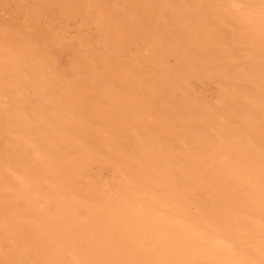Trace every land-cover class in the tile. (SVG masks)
<instances>
[{"label": "rangeland", "instance_id": "obj_1", "mask_svg": "<svg viewBox=\"0 0 264 264\" xmlns=\"http://www.w3.org/2000/svg\"><path fill=\"white\" fill-rule=\"evenodd\" d=\"M0 45V264H253L264 0H0Z\"/></svg>", "mask_w": 264, "mask_h": 264}, {"label": "bare ground", "instance_id": "obj_2", "mask_svg": "<svg viewBox=\"0 0 264 264\" xmlns=\"http://www.w3.org/2000/svg\"><path fill=\"white\" fill-rule=\"evenodd\" d=\"M262 8V7H261ZM2 47H1V45H0V83H1V85H3V86H6V85H9L10 84V82L8 81V79L10 78V75L12 74V73H14L15 74V77H17V75H18V70L14 67L13 69H10V63L12 64L13 63V58H12V56H13V53L10 51V53L9 52H7V53H3L2 52ZM24 65V64H23ZM17 81L16 80H14V81H12V84H15ZM28 86V85H27ZM9 88V87H8ZM27 88H29V87H27ZM247 142V141H246ZM245 142V143H246ZM248 148V147H247ZM224 153V152H223ZM221 156H223V155H221ZM218 160V159H217ZM221 161V160H220ZM7 167V166H6ZM9 169V168H8ZM7 169V170H8ZM11 171V170H10ZM15 171V170H14ZM10 173V172H9ZM101 173H102V171L99 173L100 174V176H101ZM11 174H13V173H11ZM9 177V176H8ZM112 178V182L114 183V181H118V184L119 185H123V190H124V193L125 194H127V196L128 197H130V198H132V200H134V199H137L138 198V196L135 194V193H133L132 192V190H130V189H128V187H126V184L123 182V180H121V179H119L117 176H116V174L115 173H110V179ZM110 181V182H111ZM110 182L109 181H106V182H104L103 184H104V186H105V188L106 187H110L111 186V184H110ZM119 187V186H118ZM122 192V191H121ZM115 193H116V191H115ZM117 193H118V191H117ZM116 196V195H115ZM254 200H256V199H254ZM129 202V201H128ZM257 210V209H256ZM14 212V211H13ZM261 222V221H260ZM241 229V228H240ZM243 230V229H242ZM246 231V230H245ZM247 232V231H246ZM242 234V233H241ZM241 239V238H240ZM218 242V237H215L214 238V241L213 242ZM222 241V240H221ZM240 241V240H239ZM167 242V241H166ZM224 242V241H223ZM237 242V241H236ZM229 243V242H228ZM227 243V244H228ZM245 243V242H244ZM238 244V243H237ZM233 245V244H232ZM261 245V244H260ZM228 246V245H227ZM257 246V245H256ZM221 247V246H220ZM233 247V246H232ZM228 248H230V247H228ZM233 248H236V247H233ZM246 248H248V247H246ZM224 249H227V248H225L224 247ZM232 249V248H231ZM249 249V248H248ZM228 252H229V250H228ZM238 252H240V253H242L241 255L242 256H245L251 263H253V264H264V246L263 247H259V248H257V249H253V250H245V248H242V249H240V251H238ZM162 254V253H161ZM239 255V254H238ZM236 257V256H235ZM241 257V256H240ZM244 257V258H245ZM242 260V259H241Z\"/></svg>", "mask_w": 264, "mask_h": 264}]
</instances>
